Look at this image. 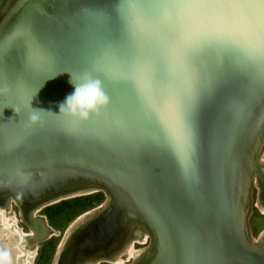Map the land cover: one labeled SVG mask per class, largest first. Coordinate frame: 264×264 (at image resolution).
Listing matches in <instances>:
<instances>
[{
	"label": "water",
	"instance_id": "obj_1",
	"mask_svg": "<svg viewBox=\"0 0 264 264\" xmlns=\"http://www.w3.org/2000/svg\"><path fill=\"white\" fill-rule=\"evenodd\" d=\"M118 8L119 0H0V88L8 89L0 95V202L26 211L101 189L107 210L73 242L124 216L155 240L152 256L135 264H264V242L247 239L244 221L252 175L264 199V165L256 163L264 67L218 51L203 52L187 71L153 60L173 32L150 22L133 36ZM137 50L150 80L145 96L131 83L103 84L111 102L89 121L45 112L41 125H27L31 107L59 114L72 77L110 71L115 57ZM193 79L185 168L161 117L169 119Z\"/></svg>",
	"mask_w": 264,
	"mask_h": 264
},
{
	"label": "snow or ice",
	"instance_id": "obj_2",
	"mask_svg": "<svg viewBox=\"0 0 264 264\" xmlns=\"http://www.w3.org/2000/svg\"><path fill=\"white\" fill-rule=\"evenodd\" d=\"M118 11L133 36L142 33L150 22L164 23L173 32L174 39L167 52L155 54L153 60L164 57L168 63L187 71L203 52L218 51L225 57L239 54L247 62L264 67V0H119ZM129 55L133 59L131 66ZM145 63L143 52L137 50L115 57V66L110 71L93 77L104 85L131 83L145 96L150 86L143 71ZM84 71L91 76L97 72ZM195 98L193 79L187 95L173 99L169 119L161 117L185 168L191 163L190 117Z\"/></svg>",
	"mask_w": 264,
	"mask_h": 264
},
{
	"label": "rangeland",
	"instance_id": "obj_3",
	"mask_svg": "<svg viewBox=\"0 0 264 264\" xmlns=\"http://www.w3.org/2000/svg\"><path fill=\"white\" fill-rule=\"evenodd\" d=\"M256 163L260 166L264 165V142L257 154ZM252 177L253 180L251 179L248 186V212L244 219L245 233L249 241L258 243L264 241V211L262 210L264 203L260 201L262 197L257 183L258 178L256 175ZM82 192L84 193L63 200L92 197L85 200L84 205L71 213L68 219L66 218L68 215L58 217L55 225H51L46 215L43 214L42 209L46 206L40 209L37 206L22 211L10 199L2 200L0 202V250L10 253L12 264H68V261L70 264L72 255L68 251L72 243L69 240L73 241L79 230L82 231L94 223L105 213L110 204L107 193L101 189ZM51 204L54 203L48 205ZM118 232V230L114 231L113 238L117 237ZM107 240L101 243L106 245ZM46 241H52L51 246L48 245L44 251L42 250L43 256L40 258L41 249ZM150 243L149 233L136 227L120 245H115L108 252L97 255L94 260L79 261L73 264H135L143 257V251L149 249Z\"/></svg>",
	"mask_w": 264,
	"mask_h": 264
},
{
	"label": "clouds",
	"instance_id": "obj_4",
	"mask_svg": "<svg viewBox=\"0 0 264 264\" xmlns=\"http://www.w3.org/2000/svg\"><path fill=\"white\" fill-rule=\"evenodd\" d=\"M71 83L75 90L60 104L59 114L43 109H33L30 106L31 111L28 115L27 125L30 127L41 125L43 123L41 113L45 112L64 116L74 121L87 122L110 104L111 100L104 90L103 83L90 74L85 73L78 83L72 77ZM6 91H8L7 88H0V95ZM0 264H12L8 251L0 250Z\"/></svg>",
	"mask_w": 264,
	"mask_h": 264
},
{
	"label": "bare ground",
	"instance_id": "obj_5",
	"mask_svg": "<svg viewBox=\"0 0 264 264\" xmlns=\"http://www.w3.org/2000/svg\"><path fill=\"white\" fill-rule=\"evenodd\" d=\"M252 178L253 177L251 176V179ZM256 178H258V176ZM260 201L262 203H264V199H260ZM262 210L264 211V206H262ZM103 212H104V210H103ZM112 219H111L110 223L105 222L104 226H100L99 227V225L97 224L98 227H99L98 233H96L94 231L92 233H90V234L96 235L94 237H91L92 239H89L90 241L89 240H84V242H81L79 244L77 241L73 242L71 239H70L71 241L69 240V242L70 243L72 242V244H70L71 247L69 246L68 253H70L72 255L71 260L73 261V263L79 262V261H81V262L84 261L85 262L86 260L88 261L90 259L94 260L97 255H99L101 253L108 252L115 245H120L124 241L126 236H128V234L132 231L133 228H136V227L141 228V229L144 230L145 233L147 231L149 233V236H150V232L147 230L148 227L146 225H142L138 220H134V219H131V218L124 219V216H121V218H117V219L115 218V220H112ZM86 230L87 229L81 231L79 234L83 233ZM116 230L119 231L118 232L119 234L117 235L116 238H113L115 236L114 231H116ZM113 234H114V236H113ZM97 236L99 238L103 237V236L107 237L108 242H106V245L102 244L100 241H95V240H97L96 239ZM150 238H151V236H150ZM111 240H112V242H111ZM154 248H155V240L151 239V243H150L149 249H145L143 251L144 255H143V257L141 259H143V261L148 260V258H150L152 256ZM67 249H68V247H67ZM67 249H66V253H67ZM85 252H86V254H85ZM84 256H86V258H84ZM139 261H141V260H139ZM143 261H141L139 263H142ZM73 263H71V264H73Z\"/></svg>",
	"mask_w": 264,
	"mask_h": 264
},
{
	"label": "trees",
	"instance_id": "obj_6",
	"mask_svg": "<svg viewBox=\"0 0 264 264\" xmlns=\"http://www.w3.org/2000/svg\"><path fill=\"white\" fill-rule=\"evenodd\" d=\"M92 196H85V197H75L74 199H68V200H61L58 203H54L51 205H48L42 209L43 214L46 215L47 219L49 220L51 225H55L58 217H66L68 219L71 215V213H74L78 210V208L81 207V205H84L85 200H89ZM76 210V211H75ZM52 241H46L43 244V248L41 249L40 258L43 256L42 250L44 251L46 246H51ZM53 248H51L52 250Z\"/></svg>",
	"mask_w": 264,
	"mask_h": 264
},
{
	"label": "flooded vegetation",
	"instance_id": "obj_7",
	"mask_svg": "<svg viewBox=\"0 0 264 264\" xmlns=\"http://www.w3.org/2000/svg\"><path fill=\"white\" fill-rule=\"evenodd\" d=\"M71 262L73 263V261H72V260H70V264H71ZM62 263H64V262H62ZM65 264H67V263H65ZM68 264H69V261H68Z\"/></svg>",
	"mask_w": 264,
	"mask_h": 264
}]
</instances>
